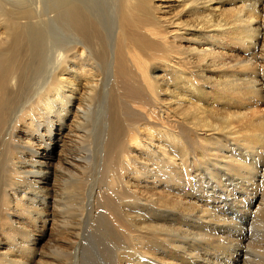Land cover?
<instances>
[{"label":"bare ground","instance_id":"obj_1","mask_svg":"<svg viewBox=\"0 0 264 264\" xmlns=\"http://www.w3.org/2000/svg\"><path fill=\"white\" fill-rule=\"evenodd\" d=\"M181 41L209 49H213L209 42L238 44L247 61L264 60V0H0V133L10 121V143H16L14 132L24 121L30 127L35 122L40 135L36 148L26 144L25 150L32 152L31 170L19 173L33 176L31 197L25 192L19 198L7 180L1 185L0 206L11 198L20 203L28 199L32 202L28 215L35 214L34 228L40 234L47 225L56 226L60 235L74 241L82 237L81 227H76L81 218L101 213L107 217L110 234L105 232L104 238L112 249L102 253L98 244L100 264L109 263L110 257V264H148L147 259L150 264H178L172 261L174 254L160 253L169 248L181 253L180 264L206 253L219 264H264V114H252L239 127L231 123L232 118L242 121L246 116L241 111L246 106L237 103L239 90L248 101L264 99V65H254L247 79L250 86L240 87L236 73L220 69L213 54L175 48ZM187 64L195 70L189 72ZM213 74L226 80L220 76L214 80L215 92L210 95L204 85L211 84ZM225 93L231 99L223 103ZM230 95L238 99L233 101ZM216 102L233 114H222ZM202 124L207 131L198 133ZM66 130L81 141L83 155L61 158L66 165L59 164L58 181L51 183L50 151ZM215 132L225 140L214 137ZM206 142L212 153L204 151ZM219 145L228 146L235 156L216 162ZM211 164L220 169L219 176H213ZM138 170L153 181H166L167 195L142 199L138 186L126 187L130 172L137 178ZM86 171L94 177L88 190L81 183ZM226 176L233 178L232 190L240 188L236 197L226 190L235 211L247 209L248 200L256 215L248 229L253 244L250 239L244 245L242 239L189 232L196 224L232 226L231 218L220 216L219 206L212 211L197 204V199L210 197V190L221 191ZM249 184L260 197L250 194ZM176 186L183 188V200L169 196ZM190 189L200 197L186 199ZM121 207L136 211L139 221L132 227L119 225ZM157 208L163 209L164 217L156 215ZM153 218L162 219L160 227ZM89 225L94 227L92 223L84 227L89 230ZM255 227L260 230L255 232ZM35 244L37 240L28 255ZM79 251L65 256L55 247L52 253L60 264H87L84 246ZM155 253L160 257L151 258Z\"/></svg>","mask_w":264,"mask_h":264},{"label":"rangeland","instance_id":"obj_2","mask_svg":"<svg viewBox=\"0 0 264 264\" xmlns=\"http://www.w3.org/2000/svg\"><path fill=\"white\" fill-rule=\"evenodd\" d=\"M209 43H210V45L213 46V49H209V47L206 45H193V44L185 43L183 41L179 42L174 47L178 48L179 50L181 49L184 52H187L191 49H194L195 53H204L205 55L213 54V56H211V58L212 59L214 58L213 60L218 62L217 64H219L220 69L230 71V72L233 71L234 74L236 73L235 74V76H236L235 80H237V82H236L237 85H239L240 87L241 86L242 87L250 86V83H249L250 80H247V79H250L249 76H250L251 69L253 70L254 65L255 66H259V65L263 66L264 60H255V61L251 60V62L247 61L248 57L244 54V50L238 44H229V43L224 44V43H219V42L218 43L209 42ZM184 55H187V54H184ZM207 57L205 58L206 61L211 59L210 57H208V58ZM186 66H187L188 70L190 69L189 72L195 70V67L190 65V64H187ZM240 68H242L241 70H244L245 72L243 71V73H239ZM216 72H218V71H216ZM219 76H220V78L222 77L223 80H226L222 76V74ZM217 78H216L215 74H213V76L210 77L211 81L209 79L211 84L205 83V85H204V88L206 89V91H208V93L210 91V95H213V93L215 92L213 90V86L215 85V81ZM228 80L230 81L232 79H228ZM207 84H209V85H207ZM238 90H239V88H238ZM237 93H238L237 96L239 99L236 98L234 95H230V96L231 97L233 96V98H234L233 101H236V99H238L239 101L237 103H239V105L246 106L245 109L241 110L243 113L246 114V116L244 117L245 120H242V121L241 120L236 121L237 119L232 118L231 123H232L233 127H239L243 122L247 121L248 119H251L252 114H256V115L264 114V99L262 101H260L259 103L258 102L254 103L253 100L248 101L246 99V96H243L242 90H239ZM225 94L223 95V97L221 99L223 103L227 102L230 98L228 96V94H226V95ZM222 102H216L215 103L218 105V106H216V109H218V111H220L222 114H227V113L233 114V113H231V112H233L231 109L230 110L225 109V106L223 105ZM244 106H243V108H244ZM232 107H234V106H232ZM223 109H225V110H223ZM260 113H262V114H260ZM216 120L217 119H215L214 121H216ZM18 124L19 125L17 126V128L14 132V135H16V136H14L16 143H12V144L10 143V139H9V132L11 130V128H10L11 122L10 121L6 122V124L3 127V131L0 133V189L2 187L1 185H4L5 182L8 180V182H10L11 185H15V186H13L12 189L17 190L16 193H18L19 198L24 197V193L27 192L29 195L27 198L29 199L31 197L30 196L31 195V193H30L31 192V186L33 187V183L31 181L34 178H33V176H27L26 177L23 175H19V173L22 171H30L31 170V168H30L31 167V165H30L31 159L30 158H31L32 152L25 150L26 144L32 143L34 145V147L36 148L38 146L37 143L40 141V139H39L40 135H38V132L35 131L36 126H37V124L35 122L31 127L27 126L26 124H28V123H25L24 121H22ZM192 127H193V125H192ZM38 128H39V126H38ZM205 129L206 128H204V126L202 124L199 126V128L197 130L199 131L198 133H201V132L207 131ZM41 130H42V128H41ZM67 132L68 131L66 130L62 133L61 140L59 139L60 141L58 142L57 147H55L53 151H50L52 157L48 161V163H49L51 173H52L51 178H50L51 183H53L55 180L58 181V179H56V177L58 178L59 175L55 172V170H57L60 163H62L63 165H66L65 163L61 162V160L64 159V157L67 158L68 160H74V157H78L80 155H83L80 152V151L83 152V150H84V149H81V146L83 145V144H81V141L78 140L77 138H74L72 134H70L69 132L67 133ZM42 133L44 134V131ZM207 133H209V132H207ZM214 137L220 138L221 141H224L226 138L220 132H215ZM206 143L207 144L203 143L204 145H202V146L204 148V151L207 154L208 151L211 150L212 148L210 147L209 142H206ZM219 146L220 147L217 150L219 152L218 155H217V152L216 153L214 152L215 156L217 155L216 157L219 158L216 160V162H220L221 157L223 158V157H227V156H229V157L235 156L233 153H230V150H227V148H229L228 146L227 147L221 146V145H219ZM230 146L233 149L234 145L233 146L230 145ZM209 147L211 149H208ZM209 152L212 153V151H209ZM10 153L12 154V156ZM63 153H65V154H63ZM261 156L264 157V153H262ZM8 157H10V159H11L10 162H9ZM210 166L214 170L213 176L214 177L219 176L220 169L217 168L216 166H214L213 164H211ZM263 166H264V163H263ZM10 169H14L15 173L11 174ZM83 173H87V171L83 172ZM132 173H134V175ZM90 174H92V173H90ZM130 175H131L130 179L125 180V181L130 182V184L127 185L126 187H128L131 190H134L138 186L137 191L139 194L143 195L141 197L142 199L152 197L156 194H161V193H165L167 195L168 189H167V187H164V185L166 184L165 180H164L165 182H163V180L153 181L154 179L149 177V174L147 172L139 171V170H138V174H137L138 177L137 178H136L135 172H133V171L130 172ZM190 175H194V173L192 174L190 172ZM232 179L233 178L231 176L224 177L222 180V183H223L222 190L215 192V191H212L209 189L210 191L208 193L210 194V197H207V198L197 199V197H200L199 192L197 190H195V189H190V191L187 190V194L189 196L187 195L186 199L196 198L198 201L197 204H200V205L206 204L211 208L212 211L215 210L214 209L215 206H219L221 209V210H219L220 216L226 217V218H231L232 223L234 225L233 224H232V226L209 225L207 227H203V224H196V225L191 226L193 229L189 230V232L192 233V231H193V233H197V234L206 233L207 235L209 234L211 237L220 236L222 239L223 238L224 239L225 238H233L235 240H239V239L241 240L242 239V242L244 241V245H246V243H249L248 239H250L251 240L250 244H253L252 233L250 235L248 229H250L249 228L250 227L249 225L251 224L250 221H254L253 219L255 218L256 215H254L250 212V210H249L250 201H248V200H247V202L244 203L246 205L247 209H245L244 211H242V210L241 211H239V210L235 211L236 204H235L234 200L231 198H228L226 196V190H228V189L231 190L235 194L234 197L238 196V193L240 191L239 187H236L234 190H232V188H231L233 185ZM36 181H38V184L40 183L39 179H37ZM30 183H32V184L30 185ZM81 183H82L83 187L85 189L87 188V190H88V188H90L94 184V177L92 175H89V173H87L86 176L84 177V180L81 181ZM159 183H161L162 185H159ZM168 184H170V183H168ZM145 185H147L148 187L150 186V187L148 189H146L147 187H144ZM248 187H249L248 189L249 190L251 189L253 192L252 193L250 191L251 195L256 196L257 198L260 197V192L258 190H256V188H254L252 186V184H249ZM181 189H183V188H181V186L174 187L173 189H171L169 191V196L173 199L183 200L184 192ZM87 198L85 199V201L87 200ZM28 199L27 200L24 199V202L20 203V202H16L14 198L13 199L11 198L10 203L7 204L4 208L0 206V225H1L0 226V254L2 255V257L0 258L1 264H13L15 261H19L20 259L29 260L26 264H60V262L57 261V258L52 253L53 248H55V247L61 248L64 251V254L66 256L69 253L73 255L75 250L77 252H80L79 247L82 248L83 246H84V256H85V260L87 261V264H96L97 262H98L97 264H100L101 261H97L100 258L99 254L97 252V246H100L98 244L101 243V246H100L101 248L103 246V250H101L102 253L112 249V248L109 249L110 247H108L106 245V243L108 241L105 240L106 238H104V235H105L104 233L106 232V233L110 234V231H109V227H108V223H107V217H105L101 213L97 212L96 216L93 217V219H92V217H91V219L89 217H87V219L89 221L88 224L92 223V225H94V227L90 226L91 224L89 225L90 226V228H89L90 232L87 229L88 224L86 221L87 220L86 217H83V219L81 218L80 224H78L76 227H78V228L81 227L79 231H80V233H82V232L83 233L80 235V237L85 236V238H83L84 240H82V237H81L80 240L78 239V240L74 241L72 236H69L66 234L60 235L58 233L59 229L56 226H54L51 229L50 225H47V229H46L45 233L40 234L39 231L36 228H34L35 226H34L33 220L36 219L35 214L29 213L30 215H28V212H31V210H32V202L29 201ZM51 199L52 198H50V201H52L54 199V197L52 200ZM251 204H254V201H252ZM16 205H18V206H16ZM160 210L163 211L162 208H160V209L157 208L155 213H156V215L163 216V214L161 213ZM121 211H122V215H121V217H119V219H120L119 225L121 227H123V226L132 227L133 224L135 225V221H139V218H137L138 216H135L136 211H134V213H128V212H125V209L123 207H121ZM50 218L51 217L48 218V221H50ZM94 218H95V220H94ZM170 220H171V218H170ZM78 221H79V219H78ZM153 221L155 222V224L158 225V227H160L159 225L163 222L162 219L156 220L154 218H153ZM167 221L168 220L165 219L166 223H167ZM82 224H83V227H82ZM84 226L87 228H85ZM106 227H107V231H106ZM101 229H102V231H101ZM111 229H112V227H111ZM184 229H188V227L184 226ZM222 229L224 230V232L222 231ZM259 230H260V227L254 228L255 232H258ZM25 231L31 232V235L29 237H24L23 234ZM231 232H233V233L231 234ZM254 235H255V233H254ZM102 238L104 239V241ZM101 239H102V241H101ZM35 240H37V244H35V246H33L34 250H32V256H33L32 257L31 255L27 254V249H32L31 248L32 243ZM97 240H98V242H97ZM73 242L75 245L73 244ZM71 243H72V245H71ZM104 245H105L106 249H105ZM165 247L169 248L167 245ZM160 250H161L160 253L170 252V253L174 254V256H176V257L172 261L176 262L178 264L181 263V261L178 260V258L181 257L182 259H184L181 255H179L181 253L178 254V252L175 251L174 248H169L167 251H164L162 249H160ZM149 252H147V253H149ZM160 253H155L154 256L153 255L152 256L150 255V256H151V258L156 259V258L160 257V255H159ZM25 255H27V256L25 257ZM58 256L62 258V255H58ZM110 256L111 255H109V257ZM207 259H208V261H207ZM214 259L215 258L213 257V255L211 256L210 254L206 253L205 255L201 254L200 257H198V258H191L190 257L188 263H186V264H201V263L202 264H219V261L218 260L216 261ZM103 260H105V259H103ZM147 260L150 261V259H147ZM108 261H109V263L108 262H106V263L110 264L111 257ZM149 261L147 262L148 264H150ZM215 261H216V263H213Z\"/></svg>","mask_w":264,"mask_h":264}]
</instances>
